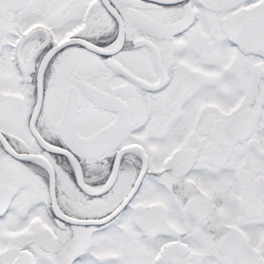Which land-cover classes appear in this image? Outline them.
<instances>
[{"label": "snow or ice", "instance_id": "obj_1", "mask_svg": "<svg viewBox=\"0 0 264 264\" xmlns=\"http://www.w3.org/2000/svg\"><path fill=\"white\" fill-rule=\"evenodd\" d=\"M0 264H264V0H0Z\"/></svg>", "mask_w": 264, "mask_h": 264}]
</instances>
